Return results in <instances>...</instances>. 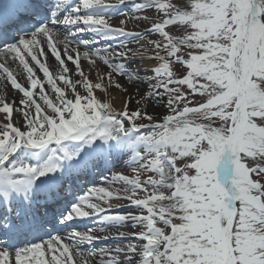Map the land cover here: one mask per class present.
I'll use <instances>...</instances> for the list:
<instances>
[{
    "label": "snow or ice",
    "instance_id": "1",
    "mask_svg": "<svg viewBox=\"0 0 264 264\" xmlns=\"http://www.w3.org/2000/svg\"><path fill=\"white\" fill-rule=\"evenodd\" d=\"M0 264H264V0H0Z\"/></svg>",
    "mask_w": 264,
    "mask_h": 264
},
{
    "label": "bare ground",
    "instance_id": "2",
    "mask_svg": "<svg viewBox=\"0 0 264 264\" xmlns=\"http://www.w3.org/2000/svg\"><path fill=\"white\" fill-rule=\"evenodd\" d=\"M49 63L52 64L54 67V61H52L51 58L49 59Z\"/></svg>",
    "mask_w": 264,
    "mask_h": 264
}]
</instances>
